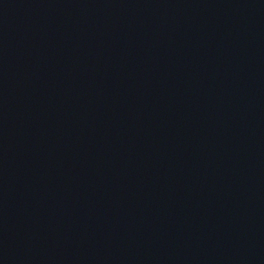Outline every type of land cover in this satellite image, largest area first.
Listing matches in <instances>:
<instances>
[{"label": "water", "instance_id": "obj_1", "mask_svg": "<svg viewBox=\"0 0 264 264\" xmlns=\"http://www.w3.org/2000/svg\"><path fill=\"white\" fill-rule=\"evenodd\" d=\"M0 54L123 101L264 127V0H0Z\"/></svg>", "mask_w": 264, "mask_h": 264}]
</instances>
